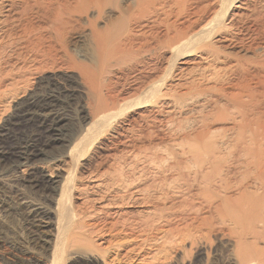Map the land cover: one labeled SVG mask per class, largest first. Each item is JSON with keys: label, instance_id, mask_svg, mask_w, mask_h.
<instances>
[{"label": "bare ground", "instance_id": "bare-ground-1", "mask_svg": "<svg viewBox=\"0 0 264 264\" xmlns=\"http://www.w3.org/2000/svg\"><path fill=\"white\" fill-rule=\"evenodd\" d=\"M170 2L178 0H0V12L9 13L0 16V52L5 55L0 57V95L12 92L15 96L13 89L26 85L31 74L49 72L37 75L35 92L13 105L8 123L0 132V169L4 174H14L24 187L48 202L58 192L59 205L68 203L70 192L78 190L92 209L87 214L89 218L97 212L93 211L97 209L95 203L102 211L131 204L143 209L144 220L153 231L155 224L169 221L168 211L172 209L180 214L172 218L181 220L189 213L206 212L197 238L202 239L201 227L209 233L213 228L227 226L236 238L232 260L237 264H264V251L256 247L264 240V137L258 126L261 122L264 128V113L250 117L246 105H253L254 101L249 90L224 92L228 89L224 85L232 88L230 77L238 81L247 68L245 61L237 62L238 55L225 53L224 49L249 46L238 27L246 20L259 23L264 17V0H205L208 8L218 7V19L212 9V16L197 31L189 35L179 33L169 40L171 62L155 76L157 79L151 78L152 67L145 70V80L140 70L132 72L130 92L122 99L121 108L115 104L107 106L97 91V80L108 66L132 70L138 67V52L150 44V24L157 21L159 12H164ZM39 11L56 41L65 36L70 22L86 19L84 45L68 55V68L75 71L77 78L64 76L76 82L78 88L59 82L55 73L61 63L54 65L49 50L39 44L35 33L40 28L22 21L28 13ZM114 13L116 17L98 25ZM5 48L8 52H3ZM174 72L176 83L172 86L167 82ZM203 81L214 83L209 89L219 90L229 99L228 105L210 114L213 121H208L202 110L196 115L175 118L201 97L208 96L204 100H210V91L199 89ZM177 86L187 91L176 97L172 88ZM89 96L91 104L86 100ZM71 112L82 113L99 131L82 140L79 134L74 136L81 125L73 123ZM131 112L133 116L129 118ZM158 118L166 120L172 140L169 149L161 150L162 147L151 144L123 149L110 158L108 168H87V173L78 177L83 180L78 186L73 184V171L62 176L60 185L59 176L45 173V163L60 160L69 151L76 152L72 162L83 159L94 141L107 131V139L124 136L126 139L121 138L131 142L139 138L150 140ZM227 119L234 123L228 128L232 132L216 133L215 122ZM115 123L122 124L120 132ZM251 124L255 126L252 128ZM66 138L69 145L60 151ZM21 203L23 215L30 223L51 218V212L38 204ZM64 208L63 212L59 208L62 214L53 245L56 255L63 257L69 250L71 256L83 257L82 264H99L98 258L87 253L80 255L76 249L86 245L87 235L101 234L104 225L99 227L97 222H91L88 226L79 222L81 212ZM128 221L120 218L111 226L126 228ZM153 243L176 244L163 237H155Z\"/></svg>", "mask_w": 264, "mask_h": 264}, {"label": "rangeland", "instance_id": "rangeland-1", "mask_svg": "<svg viewBox=\"0 0 264 264\" xmlns=\"http://www.w3.org/2000/svg\"><path fill=\"white\" fill-rule=\"evenodd\" d=\"M212 9L216 10L218 7L213 6L212 8H208L205 0H178V2H170L164 12H159L160 14H158L157 21L150 24V31L152 34L150 44L138 52L136 58L138 67L133 64L132 66L137 67L134 70L130 69V67L117 69L115 67L112 68V65H110L111 68L108 66V68L105 69L106 72L99 77L97 80V91L102 101L107 106L115 104L117 107L121 108L123 103L122 99L126 97L125 94L130 92V84L132 83V78H130L131 74L132 72L135 73L136 70L141 71L140 74L143 76V80H145L144 76H147L145 70L148 67H152L154 68V72L151 74V78L154 77L157 79L155 76H158L162 70L167 69L168 64L166 63L171 62L172 52L168 41L175 38L179 33L184 32L189 35L197 31L204 24V21L212 16ZM39 12L28 13L24 19L22 18V21L32 23L40 28L37 33H35L39 44L42 49L49 50L52 57L50 61H53L54 65H57V62L59 64L61 63V66L58 64L61 70L59 69L60 71L58 70L55 73L57 75L56 77H59V82H64V85L70 84V88H72V86L73 88L75 86H77L75 88H78V85L75 84L76 82L73 81L77 78V74L74 70L72 71L68 68L67 62L69 56L76 49L82 48L84 45V43H82L84 42L82 35L86 28V19L77 18L70 22L65 36L62 39H58L60 41H56L57 37L54 38L56 35L52 36L54 35L53 32H50L49 27H47L48 21L45 20L43 13L40 12V14ZM215 12V18L218 19L219 11L216 10ZM8 14V12H0V16L3 17ZM114 17H116L115 13L111 15V17L102 19L98 22V25L103 26L105 21H108L110 18L113 19ZM251 21L252 20H249V23L248 20L243 21L238 27L240 36H244L243 39L246 41V45L249 43V46H247L249 49L247 47L242 49H224V51H226L225 53L234 56L238 55V63L243 60L247 64V68L238 81H236L234 77H230L232 88L228 85H224L225 88H228L224 92L232 93L234 90H238L237 88L249 90L253 94L252 98L254 103L253 105L248 103L246 108L250 117H253L255 115L258 116L260 113H264V17H262L257 24ZM246 25L249 29L246 28ZM13 30H15V27H13ZM15 41H18V39ZM7 50L8 48H5L3 52ZM3 55L4 53L0 52V57H3ZM166 57L168 58L165 59ZM44 60L47 59L45 58ZM230 62H233V60L230 59ZM237 62H234V64ZM257 62H259L261 66ZM176 65H178V63ZM54 68L55 67H53V69ZM41 74L47 75L49 72L31 74L26 85L18 89H13L15 96L12 92L0 95V132L2 127L8 123L13 105L17 101L23 100L35 92V78L37 75L39 76ZM174 74L175 72L167 82L171 83L172 86L176 83ZM64 76H71L73 80H69L68 78L67 80ZM200 84L199 89H201V91H210L208 94L210 100H204V98L208 96L201 97L197 103L189 106V108L182 111L180 115L177 114V117L175 115V118L179 116L184 118L196 115L195 112L202 110V114L207 117V120L213 121L215 118L210 117V114L228 105L229 99L219 90L209 89L215 86L214 83L203 81ZM172 89H174V95L176 97L183 95L187 91L186 88L184 89L179 86ZM86 100L89 104L92 103L90 96ZM190 109L194 111H190ZM130 115L132 117L133 113H129V118ZM71 116L75 118L72 120L73 123L81 125V128L76 132V135H74L77 136V134H79L81 140L84 138H91L100 129L92 120H87L86 117L84 118L82 113L71 112ZM158 119V121L154 123L152 129L154 137L150 140L139 138L137 141L134 140L131 142L126 141L124 136L121 137L125 139L120 136L107 139L109 137L107 136L109 134H106L109 132L107 131L94 141L83 159L72 162L71 158L76 152L75 150L73 152L69 151L68 154L59 158L60 160L45 163V169L47 171L45 173L59 176L60 182L58 185H60L65 173H71L73 171L75 175L73 184L74 186H78L83 181L82 177L81 179H78V177L80 175L84 176L87 173V168L91 169L92 166L93 169L97 166H99L101 170L108 168L110 166V158L114 154H118L124 150H132L133 147L135 149L137 147L144 148L148 145H158L157 148L162 147L160 148L161 150H165L168 146L170 148L172 140L169 136V132L166 130V120L163 118ZM116 123L115 125H117L116 127L120 132L122 124ZM233 126L234 123L230 119L219 120L215 122L213 130L218 134H229L232 132L231 128ZM254 126L255 125L251 124L252 128ZM258 126L261 127L260 133L264 137V128H262L263 123H258ZM229 127L231 128L228 130ZM65 129H67V127H65ZM142 131L144 132V129H142ZM65 140H67V142L64 141L62 145L59 146L61 148L60 151L66 150L69 145L68 139L66 138ZM77 191L78 190H72L70 192V200L68 203L64 201L62 205H59L61 199L57 195L58 192L53 196L52 201L48 202L45 198L40 197L39 193L33 191L29 187H24L14 174H4L0 169V264H82L84 262L83 257L71 256V251L69 250L64 253L63 257H60L56 255L53 248L59 226L58 217L62 214L61 211L63 212L66 206L75 212L82 213L79 222H86L87 225L91 222H97L98 225L96 224V226L99 227L104 225L102 227L104 231L101 234L87 235L85 238L86 245L76 249L79 254L87 253V255L91 257L98 258L99 264H237V262L232 260L236 238L230 234L227 226L219 229L218 227L213 228L209 233L205 228L201 227V229H203L200 233L202 239L196 237L202 219L206 218L208 215L206 212L201 211L197 214L189 213L184 220H181L172 218V216H180L179 213L174 212L172 209L168 211V216H171L168 217L169 221L167 223L160 222L155 224V230L152 231L151 228L148 227L147 219L144 220L145 213L143 209L131 204H127L128 207L127 205H122L121 207H110L102 211L98 210V205L95 203L94 208L97 209L93 211H97L99 214L96 212L97 214H93L94 216L92 215L90 217L92 219H90L88 215L92 209L88 207L87 198L85 197V199L84 196H79ZM22 199L30 204H38L48 212H51V218L48 220L39 219L35 224L30 223L26 216L23 215L24 204L21 203L23 202ZM59 208L61 211H59ZM119 217L121 221L122 218H124L125 221L130 219L128 223L125 222L126 228L121 227L120 229V225L118 226V224L115 225L116 227L111 226L119 222ZM127 224L128 226L130 224V226L128 227ZM155 237L167 238L168 242L173 241L176 244L162 246L160 242L158 243L159 245H154L153 241ZM256 247L264 251V240L257 243Z\"/></svg>", "mask_w": 264, "mask_h": 264}]
</instances>
